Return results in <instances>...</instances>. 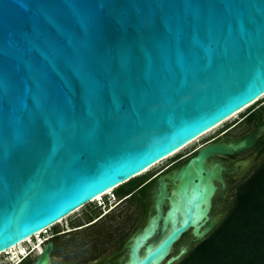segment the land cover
<instances>
[{
  "label": "water",
  "instance_id": "water-1",
  "mask_svg": "<svg viewBox=\"0 0 264 264\" xmlns=\"http://www.w3.org/2000/svg\"><path fill=\"white\" fill-rule=\"evenodd\" d=\"M263 93L264 0H0V253ZM258 130L163 174L123 264H174L205 239L232 199L209 219L232 189L210 160Z\"/></svg>",
  "mask_w": 264,
  "mask_h": 264
},
{
  "label": "rangeland",
  "instance_id": "rangeland-1",
  "mask_svg": "<svg viewBox=\"0 0 264 264\" xmlns=\"http://www.w3.org/2000/svg\"><path fill=\"white\" fill-rule=\"evenodd\" d=\"M263 105H264V95L261 96L254 103L243 108L235 116L221 123L217 128H215L211 132H208L207 134L200 136L197 141L190 143L189 145L181 149V151L179 150L173 155L163 159L164 161L163 160L159 161L154 166L140 173L137 176L146 178L147 176L154 173L158 169L167 165L169 161L172 160L173 158L184 155L192 147L197 146L198 144L197 142L201 141L205 137L214 134L217 130L229 124H232L233 122L242 118L245 114H247L248 111L259 109ZM234 132H236L237 134L241 133V129L240 128L237 130L235 129ZM251 152L252 150L248 152L246 151V154H250ZM115 189L116 187L113 188V193L116 196L114 192ZM229 189L230 187L228 189L226 188L223 191V195ZM233 193H234V188L231 189L229 194L210 213L209 219L225 204V202L229 198L233 197ZM110 195L108 194V196ZM108 196H105V194H103L102 201L104 200L106 201V203H110L111 200L110 201L108 200ZM115 198L118 197L116 196ZM129 199L127 197L124 198L110 213H107L104 216H100L96 222L88 226H85L86 222L92 219L94 215L100 214L99 212L101 208L99 205H97L98 203H96L95 200L83 205L73 213L63 218L61 221L51 226V228L47 230L46 233H43L41 236L43 235H45V237L48 236L51 232L54 231V228L56 229L55 231L62 229V231L64 232L63 233L57 232V246L53 252V255L50 257V264H62L63 261H66V264L88 263L90 258H92V256L97 255L98 257L101 254V252H103L101 254L103 255L105 251H110V249H115V247L118 246L120 241L131 233V231L140 221V218L142 216L141 205L139 203L140 200H138V197L136 199V202ZM229 208H230V204L228 209ZM76 224H82V227L77 226L79 228L74 227L75 228V229L73 228L74 230L69 229V231H67L68 228H72L71 226H74ZM32 243L33 241H31L29 244L23 242L21 246H23L25 249H28ZM175 248L176 245L172 247L170 254L175 250ZM14 251L16 253L17 250ZM10 254L11 255H7L6 253H0V264H7L12 262L14 255H12V252H10ZM30 259H32V256ZM28 260L24 261L21 264H26Z\"/></svg>",
  "mask_w": 264,
  "mask_h": 264
},
{
  "label": "trees",
  "instance_id": "trees-1",
  "mask_svg": "<svg viewBox=\"0 0 264 264\" xmlns=\"http://www.w3.org/2000/svg\"><path fill=\"white\" fill-rule=\"evenodd\" d=\"M143 178L129 179L116 187L115 194H132ZM231 202L210 234L176 264H264V160L236 187Z\"/></svg>",
  "mask_w": 264,
  "mask_h": 264
},
{
  "label": "flooded vegetation",
  "instance_id": "flooded-vegetation-1",
  "mask_svg": "<svg viewBox=\"0 0 264 264\" xmlns=\"http://www.w3.org/2000/svg\"><path fill=\"white\" fill-rule=\"evenodd\" d=\"M250 112L255 113L253 118H251L252 113ZM257 125H259V130L255 137L254 144L250 148H247L246 150H243L239 153L230 154V155L217 154L214 157H212L210 160V163L212 164H214L215 162H219L221 165H223L225 169L224 174H223L225 185L223 188L226 187L228 189L229 187H231V188H234V192H235L236 187L241 182L246 180L249 177V175L264 160V105L254 111L252 110L248 111L247 114H245L242 118L238 119L232 124H229L217 130L214 134L208 137H205L201 141L197 142L198 143L197 146L192 147L184 155L173 158L172 160L169 161L167 165L158 169L157 171L150 174L146 178L144 177L143 180H141V182L135 186L134 190L131 192L132 194H130L127 198L128 199L130 198L132 200L133 196L138 197V200H140L139 203L141 205L142 215H144L145 212L148 215L149 213L148 209L152 206V202H153L154 189L157 188L158 179L163 174L184 164L191 156H193L196 153V150L200 146L206 143H210V142H221V141L231 142V141L237 140L251 133H254L257 129ZM239 128L241 129V133L237 134L236 132H234L235 129L237 130ZM250 150H252V152L250 154H246V151L248 152ZM149 193H150L149 197L151 198L147 203V199H148L147 194ZM118 197H121V196H118ZM232 199L229 200L227 203L228 205L230 204V206L232 203L231 202ZM121 201L122 200H120V202ZM222 211H221L222 213L217 214L218 222L223 219L225 213L227 212L226 209ZM100 216H101L100 214L94 215L92 219L86 222L85 226L93 224L94 222L97 221V219ZM77 226L82 227V224H76L74 226H71L72 228H68L67 231ZM139 227L140 226L137 225V227L135 228L138 229ZM57 232L63 233L64 231H62V229L57 230L55 232H51L48 236L44 237L43 240H39L40 242L37 240L33 241L30 247L32 248L33 244L37 242V244H39L37 249L34 252L30 253L21 263L29 259L28 261L30 262L28 264H32L35 258L37 257L38 251H40L41 247L46 242L52 243V250L50 253V257H51L57 246ZM184 234L181 236L182 239H183ZM54 237L56 239H54ZM130 237L128 239L127 238L122 239L118 247H115V249H110V251H105L103 255H101L103 253L101 252L100 254L101 256L99 255L98 257L97 255L92 256V258H90L88 263H82V264H123L127 258V254H128L127 244H128V240L130 239ZM188 239L189 238L184 239L183 243L187 241ZM23 254L21 253L20 255H23ZM31 256H32V259H30ZM18 260L19 258L17 257V259L13 262V264H15ZM21 263L19 262L18 264H21ZM49 264H50V260H49ZM62 264H66V261H63ZM73 264H81V263H73Z\"/></svg>",
  "mask_w": 264,
  "mask_h": 264
},
{
  "label": "bare ground",
  "instance_id": "bare-ground-1",
  "mask_svg": "<svg viewBox=\"0 0 264 264\" xmlns=\"http://www.w3.org/2000/svg\"><path fill=\"white\" fill-rule=\"evenodd\" d=\"M263 95H264V93H263L261 96H263ZM261 96H260V97H261ZM252 102H253V101H251V102L245 104L243 107H241L240 109H238L237 111H235L233 114L227 116V117L224 118L222 121H220V122H218L217 124H215L212 128H210V129H208L207 131H205L202 135H205V134H207L208 132H211L212 130H214L215 128H217L221 123H223L224 121L228 120L229 118L235 116L239 111H241V110H242L243 108H245L246 106L250 105ZM202 135H201V136H202ZM198 138H199V137L194 138V139L191 140L190 142L184 144L183 146H180V147H179L178 149H176L174 152H172V153H170V154L164 156L163 158H161L160 160L156 161L155 163H153L152 165H150L149 167H147V168H145V169H143V170L146 171V170H148L149 168H151L152 166H154L156 163H158L159 161H161V160H163V159H165V158H167V157L173 155L174 153L178 152L179 150L181 151V149H183L184 147H186V146L189 145L190 143H192V142H194V141H197ZM163 161H164V160H163ZM144 171H143V172H144ZM140 173H142V172H140ZM113 188H114V187H110V188H108V189L105 190L104 192L98 194L95 198H99L100 195H103V194L109 192V191H110L111 189H113ZM95 198H92L91 200L93 201ZM122 200H123V199H122ZM71 213H73V211H72ZM71 213H70V214H71ZM68 215H69V214H68ZM68 215H66V216H68ZM66 216H64L63 218H65ZM63 218H62V219H63ZM62 219L58 220L57 222L61 221ZM42 232H43V231H42ZM38 233H39V232H37V233H36L37 235H35V236H38V235H39ZM31 240H32V238H30V237L25 238V239L21 240L20 242H18L17 244H15V245H13V246L7 248L6 250H4V251L1 252V253H10V252H12V255H14V256H13L14 258L12 259V262H14V261L17 259V257H18L19 254H21V253H22V254L25 253V252H24V248H23V246H21L22 243H23V242H24V243H30ZM39 240H41V239L38 238L37 241H39ZM39 242H40V241H39ZM39 242H38V243H39ZM19 245H20V246H19ZM38 245H39V244H37V242H36L35 244H33V246H32V252H34V251L37 249ZM18 248H19V249H18ZM14 250H17L16 253H15ZM10 255H11V254H10ZM10 261H11V260H10Z\"/></svg>",
  "mask_w": 264,
  "mask_h": 264
},
{
  "label": "clouds",
  "instance_id": "clouds-1",
  "mask_svg": "<svg viewBox=\"0 0 264 264\" xmlns=\"http://www.w3.org/2000/svg\"><path fill=\"white\" fill-rule=\"evenodd\" d=\"M110 193H112V194H114L113 193V189H111L110 191H109ZM105 193V196H108V194L110 195V193ZM130 194H127V195H125V196H121V197H118V198H115L116 196L114 195H110V196H108V200L110 201V203H106V201H100V202H98V200L97 199H95V201H96V203H98L97 205H99L100 206V215L101 216H104L105 214H107V213H110L119 203H120V200H122V199H124V198H126V197H128ZM112 198H114V199H112ZM51 227V226H50ZM50 229V228H49ZM48 229V230H49ZM47 231V230H46ZM43 233H46V232H42V234ZM42 234H40L39 236H38V238L39 239H41V240H43V238L45 237V235H43V236H41ZM37 237H32V240L31 241H34V240H37L38 239ZM27 244H29V243H27ZM24 248V247H23ZM25 249V248H24ZM25 253L23 254V255H18V258H19V260L15 263V264H18L19 262L21 263L30 253H32V248L29 246V248L28 249H25V251H24ZM7 255H10V253H6ZM7 264H13V262H10V263H7Z\"/></svg>",
  "mask_w": 264,
  "mask_h": 264
},
{
  "label": "built area",
  "instance_id": "built-area-1",
  "mask_svg": "<svg viewBox=\"0 0 264 264\" xmlns=\"http://www.w3.org/2000/svg\"><path fill=\"white\" fill-rule=\"evenodd\" d=\"M112 195L114 196V194L111 193V196H112ZM95 199H97L98 202H100V201H102L103 198H102V195H100L99 198H95ZM95 199H94V200H95ZM49 228H50V227H48V228H46V229H43L42 231H43V232H47L46 230H48ZM42 231H40L38 234H39V235L42 234ZM35 235H37V234H35ZM35 235L31 236L30 238L34 237ZM39 235H38V236H39ZM38 236H35V237L38 238Z\"/></svg>",
  "mask_w": 264,
  "mask_h": 264
}]
</instances>
